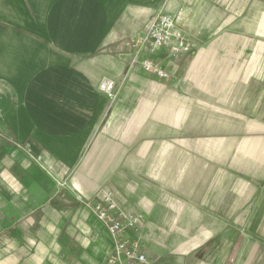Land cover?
I'll return each mask as SVG.
<instances>
[{
  "label": "crops",
  "instance_id": "crops-1",
  "mask_svg": "<svg viewBox=\"0 0 264 264\" xmlns=\"http://www.w3.org/2000/svg\"><path fill=\"white\" fill-rule=\"evenodd\" d=\"M163 11L190 51L129 71ZM106 190L156 264H264V0H0V264H104Z\"/></svg>",
  "mask_w": 264,
  "mask_h": 264
},
{
  "label": "built area",
  "instance_id": "built-area-1",
  "mask_svg": "<svg viewBox=\"0 0 264 264\" xmlns=\"http://www.w3.org/2000/svg\"><path fill=\"white\" fill-rule=\"evenodd\" d=\"M173 42L178 45L170 56L186 54L191 49V45L178 32V18L163 11L154 18L146 31L134 38L128 70L141 69L161 78L169 76L158 57L159 51L169 48ZM99 89L113 100L120 93L118 84L111 78H104ZM85 204L105 224L114 239L113 251L104 264H156L145 254L136 237L144 220L142 213L120 207L111 190L101 194V201L90 199Z\"/></svg>",
  "mask_w": 264,
  "mask_h": 264
}]
</instances>
